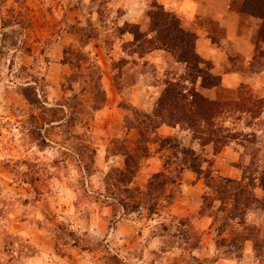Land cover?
Returning a JSON list of instances; mask_svg holds the SVG:
<instances>
[{"label":"rangeland","instance_id":"1","mask_svg":"<svg viewBox=\"0 0 264 264\" xmlns=\"http://www.w3.org/2000/svg\"><path fill=\"white\" fill-rule=\"evenodd\" d=\"M219 1L251 38L250 64L203 10ZM158 5L176 24L153 19ZM242 5L0 0V264H264V110L225 116L256 137L221 150L154 113L168 82L237 95L195 82L200 41L227 51L226 71L264 100L261 20ZM177 23L190 45L161 41Z\"/></svg>","mask_w":264,"mask_h":264},{"label":"trees","instance_id":"2","mask_svg":"<svg viewBox=\"0 0 264 264\" xmlns=\"http://www.w3.org/2000/svg\"><path fill=\"white\" fill-rule=\"evenodd\" d=\"M159 5L158 13L153 15L154 20L165 22L175 17L174 14L166 11L163 5ZM242 12L261 20L255 45L256 52L264 59V0H243ZM175 20L176 18L172 21L176 24ZM133 33L136 41L143 43L146 36L138 31ZM182 34L185 33L182 29H179L177 23V28L174 31L161 32L160 38L164 43L166 40L167 42H176L178 39L180 44H189L179 39ZM151 43V41H147L146 45ZM141 45L143 46V44ZM189 49L195 51V42L193 40H191ZM194 54L195 59L193 61L195 62L196 74L193 75V78L195 82L202 79L205 88L221 89V78L212 73V65L205 62L197 53ZM185 57V62L189 63L191 59L187 55ZM204 66H206L205 69L203 68ZM187 81L168 82L165 84L166 89L162 93L154 112L155 117L161 120V124L172 127H187L199 132L201 140L204 141L203 145L212 144L217 150H221L240 139H250L254 135V133L245 134L228 130L223 126L221 120L227 115L235 116L236 114L251 115L255 119H259L264 110V100L255 97L245 86H241L237 91V95L233 98L211 100L200 94L195 87L187 88L185 83ZM263 181L264 178L260 177V182L264 184Z\"/></svg>","mask_w":264,"mask_h":264},{"label":"crops","instance_id":"3","mask_svg":"<svg viewBox=\"0 0 264 264\" xmlns=\"http://www.w3.org/2000/svg\"><path fill=\"white\" fill-rule=\"evenodd\" d=\"M219 3L223 4V8H209L203 6V10H206L207 14L212 13L214 19H216L220 23V27H224L227 29L228 38H226L224 41L222 40L221 45H225L229 42L234 43L238 47V54L243 56V60L246 61V64H250L255 54V48L252 44L251 38L244 39L238 35V20H236L235 16H231L232 14L231 12H229L231 2L219 1ZM207 14L203 12L200 15ZM199 48L200 55L203 57V59L213 62L214 73L221 77L222 85L225 88L236 90L247 82V80L241 73L236 71H226V63L228 60L227 51L220 49V47H213L206 41H200Z\"/></svg>","mask_w":264,"mask_h":264}]
</instances>
